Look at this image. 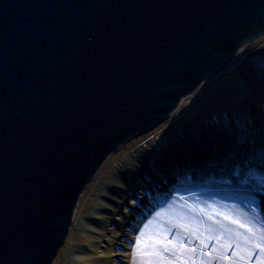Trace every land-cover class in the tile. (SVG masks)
I'll return each instance as SVG.
<instances>
[{"label": "water", "instance_id": "water-1", "mask_svg": "<svg viewBox=\"0 0 264 264\" xmlns=\"http://www.w3.org/2000/svg\"><path fill=\"white\" fill-rule=\"evenodd\" d=\"M264 36V0H0V264H52L104 160Z\"/></svg>", "mask_w": 264, "mask_h": 264}, {"label": "rangeland", "instance_id": "rangeland-1", "mask_svg": "<svg viewBox=\"0 0 264 264\" xmlns=\"http://www.w3.org/2000/svg\"><path fill=\"white\" fill-rule=\"evenodd\" d=\"M241 56L243 58L241 64L238 60V63L231 65L223 74L203 85L195 97L185 100L181 110L175 111L174 115L161 126L133 139L110 157L82 198L70 235L61 248L55 264H115L120 258L123 244L130 243L131 237L128 232L135 237L138 236L134 243L138 248L133 252L131 264H174L170 260L167 261L168 257L164 255L165 251L177 247L166 244L165 238H170L169 235L171 238L182 235L195 242L201 241L200 238L204 235L207 240L203 244L211 249L222 251L225 249L221 246L232 248L233 245H242L243 248L239 249L245 256L255 259L261 254L264 257V232L241 221L240 214L244 210L240 205L235 204L238 216L235 218L231 217L235 214L229 210L219 213L205 207L206 209L202 211L186 203L185 208L191 212L188 216L190 221L194 222L191 216L195 214L203 215L206 226L201 229L198 224L197 230L192 224L188 226L189 223L185 222V226L179 229L175 227L178 226V218L175 215L178 209L174 200L180 199L171 196L167 204L160 209L163 214L161 221L153 223L152 216L143 221V226L148 224L147 231L143 232L146 234H141L143 226L134 222L139 216H145L148 208H152L151 201L159 198L155 194L156 184L160 185L162 182L155 179L158 173L153 176L156 158L167 156L165 154L170 155L172 150L178 148L187 153L188 149H191L189 144L193 143L203 148L207 144L208 149L215 147V159L219 161L221 148L228 151V147L233 149L236 146L235 143L264 142V76L257 72L252 62L254 57L264 56V38L248 46ZM252 113L257 117L252 116ZM203 148L201 149L203 159L207 158L208 162H212L214 159L211 157L214 155L211 156L210 150ZM204 151L209 155H204ZM144 167L145 172L142 171ZM209 169L206 175L213 178L215 175L219 178L230 175L238 177L241 173V168L231 169V172L222 169L224 176H221L217 173V168L215 171ZM176 174L177 172L173 175ZM261 180L264 182V179ZM167 188L164 196L171 192V189ZM196 198L198 206L206 201H202L201 197ZM116 218L125 219L127 222L115 223ZM134 224L139 228L141 226V229L131 231ZM91 227L99 229L98 232L93 231ZM193 229L202 234L198 237ZM149 234L151 236L145 240ZM190 235L193 236L188 237ZM243 235H250L249 240L243 242ZM229 251L222 252L225 254Z\"/></svg>", "mask_w": 264, "mask_h": 264}, {"label": "bare ground", "instance_id": "bare-ground-1", "mask_svg": "<svg viewBox=\"0 0 264 264\" xmlns=\"http://www.w3.org/2000/svg\"><path fill=\"white\" fill-rule=\"evenodd\" d=\"M263 38H264V36H261L258 39H256L254 42H251L250 44L242 47L239 51H237L235 53L234 57L232 58V60L230 61V64L228 65V67L224 71H227L231 67V65H235V63H238L239 61H240L239 64H241V61L243 59L242 56H241V53L243 52V50H245L248 46H251L254 43H257L258 41H261ZM252 62H253V66L255 67L257 72L264 76V56H262V57H254ZM223 73L224 72H219V73L215 74L214 77H212L211 79L205 81L200 86H198V88H196V90H194L192 93H190L187 96H185L184 98H182L181 103H180V105H179L177 110H181L180 108H181L182 104H184L185 100L187 101L188 98L195 97L197 95V92L201 91L203 85H205L207 82H209L211 80H214L215 78L220 76V74H223ZM174 113H175V111L169 117L173 116ZM252 116H255L254 113H252ZM255 117H257V116H255ZM162 124H160L159 126H161ZM146 134H144V135H146ZM132 140H130L129 142H131ZM162 141L165 142V140H162ZM129 142H127L126 144H124L121 147H119L117 149V151L111 153L104 160V162L102 163L100 168L97 170V172H96L95 176L93 177V179H95V177L98 176V174L103 169L105 164L108 162L110 157L113 156L115 153H117L123 146L127 145ZM189 145H190L191 149H193V150H195V148H197V149L195 151H193L191 149H188L187 153H185V151L180 149V148H178L176 150H172L170 155L165 154L167 156H165V157L162 156L160 158L159 157L156 158V166H154V172L155 173L153 174V176H155L158 173L159 175H156L155 179H160L161 182H162L160 185L156 184V193H155L156 196L159 197V198L164 196V194L166 193V190L168 189L167 187H169L171 189V191L173 192L172 188H174L173 186H175L174 190L176 189L178 191L177 193L174 192L172 194V195H174V198H177V199L181 200V201L180 200H176V199H175L176 201L174 200V203L177 206L176 209H178L177 213H175V215L178 218V226H175V227H178L180 229L181 227L185 226V222L189 223L188 226H190L192 224L197 230H199L198 229L199 228L198 224H200L201 229H204V226H206L205 217L203 215L195 214V216H191V217H193L192 219L194 220V222L190 221L191 219L188 218V216L191 215V212H188V210H187V208H185L184 204L187 203L189 206H192V208L196 207V208H198V209H200L202 211H204L203 209H205V207L207 209H209V207H210V208L214 209L213 211H217L218 212V208H220V204L219 203L221 201H220L219 198H216V197H218L219 195L222 194L224 199L225 198H231V197L227 196V194H228L227 187H225V188L222 187V191H223L222 193H221L220 189H217V193H219V195L216 194V196H214V197H210V196H207V195L205 196V194H207V193L202 191L203 189H205V187L200 189L199 185L202 183L201 182V177H203L202 176L203 172H206L208 168H211L212 170L217 168L218 169L217 173L220 174L221 176H224L223 172H221L222 169H226L229 172H231V169L232 170H236L237 168L238 169L241 168L240 176H238L236 178V177H233V176L230 175L229 177L232 178L231 179L232 182H235V183H237L239 185L240 184H247V185L250 184V188L251 187L252 188L247 190V191H244L239 197H236V198H238V199L241 198L242 201H245L248 198L247 201H249V203L254 202L255 204H257V206H259V207H256V208L252 209V211L253 212L256 211V213H257V210H259V211L262 210L261 213L264 216V182H263V180H261V179H264V151H263L264 142L248 141V142H242L241 144L235 143L236 146L233 149L228 147V151L227 150H223V148H221L222 151H220L221 152L220 155L218 154L219 155L218 156L219 161L215 159L216 158L215 157L216 156V151L214 149L215 147H213V148L210 147V149H208L206 147L207 144L204 145L205 148L200 147L197 144L193 145V143L189 144ZM198 147H200V149ZM202 148L210 150V152L212 153L211 156L214 155V157H211L212 159H214V160H212V162H208L207 158L203 159L202 152H201ZM204 152H205V154L203 153L204 155H206V154L209 155V153L207 151H204ZM208 163H209V165H208ZM196 169H200V171H197ZM201 169H203V171ZM251 169H253V170H251ZM150 170H148V171L150 172ZM192 170L194 172H192ZM142 171L145 172V167H144V169ZM175 172H177V174H176L177 176L173 175ZM199 172H201V173H199ZM158 176H160L162 178H159ZM215 178L216 179L219 178L218 175H215ZM234 178H236V179H234ZM90 183L85 187V189L82 191V193L79 196L77 204H76V206L74 208V214H73V218H72V223L75 220V216H76V214L78 212L80 202H81L82 198L84 197V195H85ZM166 183H167V186H165ZM255 184H256V186H255ZM222 185H224V183L220 182V180H216V182H214V184H213V187L216 189V186L218 188L219 186H222ZM183 189H189V190L188 191H186V190L183 191ZM243 190H245V188ZM200 192L202 194H204V196H200V195H202ZM256 192H258V193L260 192V194H258ZM245 196H247V197H245ZM196 197H201L202 201L203 200H206V201H203L201 203V205L198 206L197 203L195 202V199H197ZM249 198H251V199H249ZM190 200H193V202H190ZM224 201H226V200H224ZM177 203H179V205ZM175 204H173V205L175 206ZM224 205L228 206V204H226V203ZM228 208H230V209H228L229 212H233V214H237L236 207L228 206ZM171 209H174V208H171ZM215 209H217V210H215ZM209 210H211V209H209ZM243 210H244V212H242L240 214L241 221L243 223L246 222L249 225L253 224L256 227L258 226L257 227L258 229H260V230L262 229L264 231V226H263L264 222H261V224H263V225H261L258 222L257 218H256V220H254L255 219V214H254V219H253L250 216L251 214H249L244 208H243ZM233 216L234 217H238L236 215H233ZM142 218H143V215L139 216V218L134 220V222L138 223V225L143 226L142 225ZM161 218H163V214L161 213V210H160L152 218V221H153V223L154 222L158 223L159 221H161L160 220ZM184 218H188V219L185 220ZM261 221H262V219H261ZM122 222L125 223L127 221L125 219L116 218L115 223L119 224V223H122ZM141 226L139 228V226L134 224L133 228H131V231H133V230L138 231V230L141 229ZM147 226H148V224L143 226V229L140 230L141 234H143V235L146 234V233H143V232L147 231V229H146ZM158 226H159V224H158ZM71 229H72V224H71V226L69 228L68 236L70 235ZM91 229L93 231H95V232L96 231L98 232V230H99V229H95L93 227H91ZM193 230H195V229H193ZM109 231H111V230H109ZM195 232H196L198 237L202 234V233L197 232L196 230H195ZM111 233H114V231H111ZM126 233H127V230H126ZM128 233H129V235L131 237V238H129L130 239V243L123 244V246H122L123 250L120 253V258H118V261H116L115 264H131V259H132L133 252H135L136 248H138L137 245L134 244L136 239L138 238V236L135 237L133 234L131 235L130 232H128ZM162 235H163V233H162ZM166 235H168V234L166 233ZM150 236H151V234H149V236H146L145 240H148V238ZM249 236L250 235H243L242 241L243 242L248 241L249 240ZM202 238L206 240V237H204V235H203ZM66 240H65V242H66ZM166 240L168 242L169 238H167ZM200 240L201 241H199V240L197 241V246H196L197 249L190 252L191 256H190L189 252L186 251V250L183 251V256L184 257H181V259H179L180 253H178L181 250L180 251L171 250V251L164 252L166 254V257H168L167 261L170 260L174 264H228V263H230V264H249L250 261H251L249 259V256H245L244 254L241 255L239 258H236L235 260L225 261L227 259L224 257V255H222L219 252V250H217V251L215 250L214 254L211 255V258H207L205 256V254L207 253L206 252L207 250H205L206 244H203L204 241L202 239H200ZM260 240L262 241V239H260ZM65 242H64V244H65ZM137 242H138V240H137ZM233 248L235 249V247H233ZM236 249H235V252H234L233 249L231 248V251L234 252V253H239V251L236 250ZM59 253H60V251L58 252L57 256L53 259L52 264H55L56 259H58ZM197 255L200 257V258H198V260L195 261L194 259L193 260L191 259V257H194V256L196 257ZM259 259H264L263 255L260 254L259 255ZM262 264H264V263H262Z\"/></svg>", "mask_w": 264, "mask_h": 264}]
</instances>
